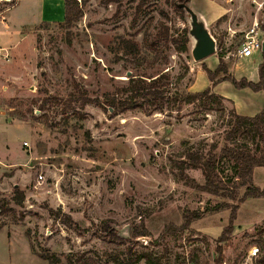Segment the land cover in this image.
Instances as JSON below:
<instances>
[{
	"label": "rangeland",
	"instance_id": "obj_1",
	"mask_svg": "<svg viewBox=\"0 0 264 264\" xmlns=\"http://www.w3.org/2000/svg\"><path fill=\"white\" fill-rule=\"evenodd\" d=\"M9 1H0V27L3 21L10 29L0 33L8 35L0 48L11 59L0 57V264H264V197L239 204L234 231L219 242L232 211L222 205L237 201L196 189L205 184L201 170H186L188 182L174 167L190 150L217 144L221 154L237 112L232 101L164 113L100 105L131 77L166 75L169 95L206 90L204 60L192 56L195 39L180 54L159 34L165 27L174 38L190 34V14L175 11L171 0H150L138 16L141 0H79L83 17L67 29L65 0H50L55 20L40 23L38 2ZM187 7L207 22L229 75L258 82L262 53L251 61L238 51L253 29L264 41V0H191ZM123 40L138 45L136 56L124 54ZM216 91L243 107L264 99L232 82ZM79 93L94 102L70 104ZM49 96L59 101L40 111ZM230 165H220L226 180ZM253 180L264 190V167ZM194 213L201 217L185 229L184 216ZM142 231L148 235L133 238Z\"/></svg>",
	"mask_w": 264,
	"mask_h": 264
},
{
	"label": "trees",
	"instance_id": "obj_2",
	"mask_svg": "<svg viewBox=\"0 0 264 264\" xmlns=\"http://www.w3.org/2000/svg\"><path fill=\"white\" fill-rule=\"evenodd\" d=\"M1 1V0H0ZM150 0H141L136 8V16L143 10ZM191 0H171L175 11L181 13L185 12L182 5L187 6ZM3 2V1H2ZM6 2V1H4ZM12 6H15L18 0L9 1ZM1 10V9H0ZM64 22L62 26L70 29L83 17L82 6L79 0H65L64 3ZM136 20V19H135ZM161 39H166L175 45V49L180 54H187L189 52L190 34L189 30H184L181 35L174 38L169 35V28L165 27L161 32ZM154 45V43L152 44ZM121 50L125 55L136 56L139 47L136 43L130 40H123L121 43ZM263 62L259 66L258 82L248 81L242 78L237 81L229 75L228 64L224 61V55L220 57V62L217 69L213 72L204 66L210 81L214 85L229 81L232 82L238 89H251L254 92H264V52L261 51ZM166 75H161L157 78H151L150 81L140 78L129 79L127 85L118 90V93L113 97L100 103L101 106H108V110L113 109L115 113H123L129 110L142 109L147 113L160 112L164 113L166 110L174 111L181 110L184 105H192L197 102H202L208 109L222 108L223 102L226 100L224 97L212 92L210 88L202 92H180L174 95H169L167 85L163 82ZM58 98L49 96L41 100L39 110L42 111L47 105L58 102ZM90 98L84 93L71 95L69 103H79L80 108L83 109L87 104H92ZM32 113V110H31ZM228 129L225 135V145L221 150V154L215 153L218 148L217 144L211 145L208 152L201 149L190 150L186 153V157L179 163L174 165L175 169L179 170L182 179H187L185 175L188 169L201 170L205 178V184L202 186L196 185L195 188L201 192H207L216 197L237 201L236 205L232 207L229 203L222 205L224 208H231V215L229 224L225 227L219 242L227 240L229 235L234 231V223L237 219L239 204L244 203L249 198L264 197V190H261L254 184L253 176L256 168L264 167V108L254 117L239 115L236 110L231 111L229 122L227 123ZM227 161L231 165L232 176L227 180L221 175L220 165ZM188 182H194L188 178ZM227 182L233 184L232 187L227 186ZM245 188L242 197H238V190ZM18 194L19 190L16 189ZM25 200L24 194L19 193L16 204L21 206ZM5 205L0 202V212H4ZM201 217L200 213L192 215L186 214L184 216V228L186 229L192 221ZM108 229H106L107 231ZM135 232V231H134ZM133 232V233H134ZM136 234V235H135ZM146 232L134 233L133 238L147 236Z\"/></svg>",
	"mask_w": 264,
	"mask_h": 264
},
{
	"label": "crops",
	"instance_id": "obj_3",
	"mask_svg": "<svg viewBox=\"0 0 264 264\" xmlns=\"http://www.w3.org/2000/svg\"><path fill=\"white\" fill-rule=\"evenodd\" d=\"M21 0H19L18 2H17V4L15 5V7L19 4V2H20ZM31 1H33V0H31ZM36 2H38L39 4H40V15H39V22H37V23H40V22H50V21H53V20H55V18L52 16V13H51V11H50V0H35ZM14 8V7H13ZM11 11V10H10ZM198 16V15H197ZM204 24H205V27L207 28L208 27V24H207V22H205V20H201ZM2 27H0V33L1 34H4L3 33V31L5 30V28H6V30H10L9 29V26L5 23V22H3L2 21ZM37 25V24H36ZM208 29V28H207ZM10 32V31H9ZM1 38H6V37H8V35H2V36H0ZM0 50H1V48H0ZM1 53V52H0ZM8 54L9 55V53L7 52V51H5V52H2L1 53V56L0 57H3V55L2 54ZM10 56V55H9ZM217 56V53L215 54V55H213V56H211V57H209V58H211V59H214V60H216V63L214 64V63H212L211 62V60L209 59V58H207V59H205L204 61H203V67L204 66H206L209 70H211V71H215L216 69H217V67H218V65H219V59H218V57H216ZM243 59H245V58H243ZM251 61H252V59L251 58H249ZM244 72H245V70H244ZM203 76H204V74H205V71H203ZM242 74H244L243 76L248 80V81H253V82H257L256 81V79H253V78H251V77H249L247 74H245V73H242ZM242 76V77H243ZM233 77V76H232ZM205 78H206V89H208V88H210L211 90H212V92L213 93H215V94H217V95H220V96H222V97H224L226 100H230V101H232L234 104H235V107H236V109H237V113L239 114V115H242V116H248V117H254L255 115H257V114H259L262 110H263V108H264V99H262L261 97H258V98H253V99H251V104L248 106V105H245L244 107L243 106H240L239 105V103L237 102V99H235L234 97H232V99H230L228 96H226V95H222V94H219L217 91H216V89H217V87H219L220 85H222L223 83H229V81H224V82H221V83H218V84H216V85H214L213 84V82L212 81H210V79L208 78V76H207V74L205 75ZM234 78V77H233ZM236 79V78H235ZM208 80V81H207ZM237 81H240V79L239 78H237L236 79ZM238 90H240V91H242V90H244V89H238ZM246 90V89H245ZM256 94V96H259L260 94H264L263 93V91H260V92H255ZM254 96V95H253ZM257 99V100H256ZM256 100V101H255ZM257 103V104H256ZM244 109V110H243ZM255 172V171H254Z\"/></svg>",
	"mask_w": 264,
	"mask_h": 264
},
{
	"label": "water",
	"instance_id": "obj_4",
	"mask_svg": "<svg viewBox=\"0 0 264 264\" xmlns=\"http://www.w3.org/2000/svg\"><path fill=\"white\" fill-rule=\"evenodd\" d=\"M191 16L190 35L195 39L196 44L192 51L195 61H203L217 53V43L212 37L205 24L199 20L197 14L189 7L182 5ZM262 51L264 52V41L262 42ZM131 73L128 74L130 76ZM112 110V109H111Z\"/></svg>",
	"mask_w": 264,
	"mask_h": 264
},
{
	"label": "built area",
	"instance_id": "obj_5",
	"mask_svg": "<svg viewBox=\"0 0 264 264\" xmlns=\"http://www.w3.org/2000/svg\"><path fill=\"white\" fill-rule=\"evenodd\" d=\"M256 35H258V32L256 29H253L250 36L248 37V42H244L239 47L238 56L240 58L249 59L252 58L255 53L262 51V42L258 39H255ZM0 52H5V50L1 49ZM2 55L7 62H11L10 56L7 53ZM25 145H27V143H25Z\"/></svg>",
	"mask_w": 264,
	"mask_h": 264
}]
</instances>
